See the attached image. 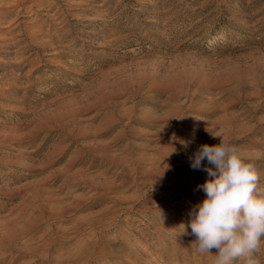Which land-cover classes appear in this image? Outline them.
Segmentation results:
<instances>
[{"label": "rangeland", "instance_id": "rangeland-1", "mask_svg": "<svg viewBox=\"0 0 264 264\" xmlns=\"http://www.w3.org/2000/svg\"><path fill=\"white\" fill-rule=\"evenodd\" d=\"M222 138L264 190V0H0V264H213L178 226Z\"/></svg>", "mask_w": 264, "mask_h": 264}, {"label": "clouds", "instance_id": "clouds-1", "mask_svg": "<svg viewBox=\"0 0 264 264\" xmlns=\"http://www.w3.org/2000/svg\"><path fill=\"white\" fill-rule=\"evenodd\" d=\"M189 160L192 170L210 178L198 186L205 198L192 207L189 222L178 226L179 235L194 236L191 246L199 255L215 249L213 264H260L255 255L264 241V190L255 166L223 138L201 145Z\"/></svg>", "mask_w": 264, "mask_h": 264}, {"label": "bare ground", "instance_id": "bare-ground-1", "mask_svg": "<svg viewBox=\"0 0 264 264\" xmlns=\"http://www.w3.org/2000/svg\"><path fill=\"white\" fill-rule=\"evenodd\" d=\"M140 123H143V124H147V125H151V126H156L157 125V123H155V122H150V121H144V120H140ZM161 125V124H160ZM175 125V124H174ZM159 126V125H158ZM168 129V128H167ZM171 129V128H170ZM163 130V129H162ZM174 130V129H173ZM164 132V131H163ZM168 132V131H167ZM161 133V132H160ZM174 153V152H173ZM149 155V154H148ZM83 158V157H82ZM119 159V158H118ZM145 159V158H144ZM107 160V159H106ZM114 160H116V158L114 159ZM142 160V159H141ZM152 160H153V168H154V170L153 171H148V172H141L142 174H141V177H142V175H143V178H144V180H146V179H148V177H149V179L152 181V180H157V179H159L162 175H164V173L169 169V170H174L175 172H177V173H179L178 171H179V166H175L171 161H164L163 160V156H162V153H160V152H157V153H155V154H153V156H152ZM119 161V160H118ZM126 161V160H125ZM105 162V161H104ZM115 163V162H114ZM125 163V162H124ZM149 163V162H148ZM140 164V163H139ZM151 164V163H150ZM145 165V164H144ZM143 165V166H144ZM94 166V165H93ZM146 166V165H145ZM146 168V167H145ZM182 169V168H181ZM137 170V169H136ZM134 174V173H133ZM136 174H138V173H136ZM188 174V173H187ZM137 176V175H136ZM142 178V179H143ZM140 181H142V180H140ZM146 182V181H145ZM137 183V182H136ZM146 184H147V182H146ZM145 184V185H146ZM144 185V186H145ZM119 189V188H118ZM110 190H113V189H110ZM115 190V189H114ZM107 191H108V189H107ZM138 193V192H137ZM113 194V193H112ZM139 194V193H138ZM142 194V193H141ZM111 195V194H110ZM107 194H105L103 197L105 198V199H108L107 197ZM110 197V196H109ZM130 197V196H129ZM128 199V198H127ZM119 201H122V199H118V202ZM136 202V201H135ZM141 202V201H140ZM121 203V202H120ZM138 203V202H137ZM135 204V203H134ZM134 207V206H133ZM69 208V207H68ZM118 208V207H117ZM61 213H67V211H65L63 208H58V209H56L55 210V214L57 215V216H59ZM110 213L111 212H108L107 211V213H105V215L103 216V217H101L98 221H87L89 224H91V225H93V224H96V223H100V224H103V222L105 221V218H107V216L108 215H110ZM69 214V213H68ZM108 222V221H107ZM104 224H105V222H104ZM82 232H83V228L82 227H76V230H75V233L76 234H82ZM64 234H65V232H63ZM84 235V234H83ZM94 238V237H93ZM144 238V237H143ZM131 240H135V238H129V239H118V241H117V243H112V242H108V243H106V244H109L108 246H110L111 244H119V246H120V250H122V249H125V248H128L129 249V253L132 255V257H133V261H130L129 263H125V264H141L144 260H146L147 259V257L149 256V252H148V250H146V249H143V248H140V246H137L138 244H136V246H134V245H132V243L130 242ZM91 241H93V240H91V238H90V240H88V242H91ZM137 241L135 240V243H136ZM134 243V244H135ZM141 243V242H140ZM90 244H92V249H91V254H95V253H97L96 252V249H97V246L98 245H96V244H94L93 242H91ZM142 244V243H141ZM107 248H109V247H107V246H105V247H103L102 248V250H100V252L97 254V257H99V254H103V257H105V258H108L110 255H111V252H109L108 250H107ZM34 250H36V248L34 247L33 248ZM34 250H31V251H29V252H31V253H34L35 251ZM215 254L216 253H214L213 255L215 256ZM189 255V254H188ZM76 256V255H75ZM82 256V255H81ZM95 256H96V254H95ZM119 256V255H118ZM179 255L178 254H172L171 256H169L168 254H165V256H163V258H165V260H167V259H169L170 257L171 258H177ZM74 257V256H73ZM88 257V255L87 256H85V257H83V258H87ZM120 257V256H119ZM215 258V257H214ZM190 259V258H189ZM15 261V259H13V260H11V262H14ZM70 262H71V260H69ZM98 261V260H97ZM164 261V260H163ZM9 263V264H12V263ZM153 263H158V260L157 261H152ZM169 263V262H168ZM167 263V264H168ZM189 263V262H188ZM61 264H64V261L62 260L61 261ZM99 264H105L104 262H101V263H99ZM114 264H118V262H116V263H114ZM171 264V263H170Z\"/></svg>", "mask_w": 264, "mask_h": 264}]
</instances>
